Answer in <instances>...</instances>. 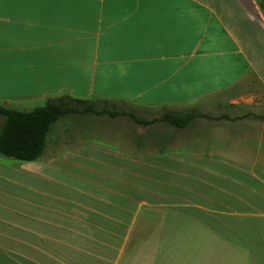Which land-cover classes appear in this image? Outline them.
Segmentation results:
<instances>
[{"label": "crops", "instance_id": "obj_1", "mask_svg": "<svg viewBox=\"0 0 264 264\" xmlns=\"http://www.w3.org/2000/svg\"><path fill=\"white\" fill-rule=\"evenodd\" d=\"M60 95L187 107L149 131L228 140L124 150L64 129L35 160L0 156V264H264V0H0V105Z\"/></svg>", "mask_w": 264, "mask_h": 264}, {"label": "rangeland", "instance_id": "obj_2", "mask_svg": "<svg viewBox=\"0 0 264 264\" xmlns=\"http://www.w3.org/2000/svg\"><path fill=\"white\" fill-rule=\"evenodd\" d=\"M104 105L110 110H115V108H117L118 110L122 109L125 112H133L136 117L143 118L148 121V123L139 124L128 116L110 117L107 114L96 115L93 113L68 114L52 124L50 131L47 134L48 138L52 137L54 133L56 134L58 131L62 132L61 130L66 129L72 131V133L78 132L83 134L82 136L79 135V138H82V140L86 142V145L96 144L108 148H123L124 150L130 149L136 144H151L149 148L152 149L154 147L152 143L153 141H155V138L160 137L164 133H167V138L169 137L168 141L171 144H184L190 141H197L203 146H210L211 149H213V146L225 145L228 140L227 132L225 133L224 131H211L213 127L208 123H202L199 125L191 124L187 127L186 131H149L150 129H155L156 127L160 130L164 129L165 127L173 128L163 120V113L165 111H169V113L183 114L187 111H193L187 107H179L176 108V110H168L164 108L142 107L139 105L121 102H116L114 104L115 106L112 104V102L106 104L103 102H99L96 107L97 109H100ZM194 109L198 114H201L203 112L214 113L228 111L226 100H224V98H219L218 100L216 99L209 105H205L200 108L195 107ZM243 110L247 109L243 108ZM252 110L263 111L264 103L262 104V108L257 106V108H253ZM1 121L2 118H0V122ZM196 128L203 131H194ZM163 146H166V143H164ZM254 147L256 149V146ZM261 147L262 148L259 152L263 155L264 140L263 142H261ZM145 148L148 147L145 146ZM0 156L5 159L17 161V159L6 157L1 154ZM252 170L257 173L255 175L261 176L264 179V169L254 167ZM258 263L259 261H255L252 257L249 264ZM228 264L235 263L230 262Z\"/></svg>", "mask_w": 264, "mask_h": 264}, {"label": "trees", "instance_id": "obj_3", "mask_svg": "<svg viewBox=\"0 0 264 264\" xmlns=\"http://www.w3.org/2000/svg\"><path fill=\"white\" fill-rule=\"evenodd\" d=\"M99 102L109 103L108 99L94 101L80 99L70 95H60L47 100L44 104L30 110H17L0 105V154L20 161H31L41 156L47 134L58 119L68 114L93 113L107 114L110 117L128 116L139 124H146L143 118H138L133 112L108 109L105 105L97 109ZM114 105L115 103L112 102ZM115 106V105H114ZM194 118L193 112L179 114L166 113L163 120L176 127L186 126Z\"/></svg>", "mask_w": 264, "mask_h": 264}]
</instances>
